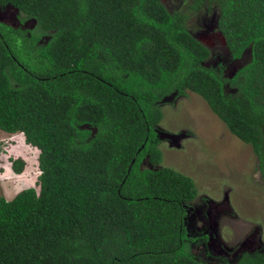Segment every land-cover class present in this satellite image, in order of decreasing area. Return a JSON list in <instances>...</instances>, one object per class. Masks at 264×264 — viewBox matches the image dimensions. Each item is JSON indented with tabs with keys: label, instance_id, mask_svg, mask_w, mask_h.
<instances>
[{
	"label": "trees",
	"instance_id": "trees-1",
	"mask_svg": "<svg viewBox=\"0 0 264 264\" xmlns=\"http://www.w3.org/2000/svg\"><path fill=\"white\" fill-rule=\"evenodd\" d=\"M213 2L231 57L251 47L235 92L201 64L210 49L187 15L162 0H0L36 20L29 34L0 20V129L38 148L40 170L38 188L0 194V264H203L184 248L195 182L159 165L157 102L180 87L199 94L264 174V0L190 5ZM24 165L11 159L16 173Z\"/></svg>",
	"mask_w": 264,
	"mask_h": 264
},
{
	"label": "rangeland",
	"instance_id": "rangeland-1",
	"mask_svg": "<svg viewBox=\"0 0 264 264\" xmlns=\"http://www.w3.org/2000/svg\"><path fill=\"white\" fill-rule=\"evenodd\" d=\"M170 11L187 15L190 31L210 49L201 64L212 69L224 83L225 92H235V71L251 58L247 47L233 59L217 30L219 9L203 3L193 9L191 0H162ZM0 20L29 34L36 20L10 3L0 5ZM49 38L42 35L40 42ZM162 116L154 125L162 162L190 175L196 197L184 203L189 238L185 250L203 264H225L247 250L264 255V174L250 144L234 135L210 109L205 99L180 87L157 102ZM38 148L27 143L21 131L0 129V194L8 198L22 187L34 186L39 174ZM21 157L23 170L16 173L11 159ZM147 157L142 166L157 167Z\"/></svg>",
	"mask_w": 264,
	"mask_h": 264
},
{
	"label": "crops",
	"instance_id": "crops-1",
	"mask_svg": "<svg viewBox=\"0 0 264 264\" xmlns=\"http://www.w3.org/2000/svg\"><path fill=\"white\" fill-rule=\"evenodd\" d=\"M12 196L14 195V194H11ZM12 196H10L9 198H11ZM6 198H8L7 196H5Z\"/></svg>",
	"mask_w": 264,
	"mask_h": 264
},
{
	"label": "clouds",
	"instance_id": "clouds-1",
	"mask_svg": "<svg viewBox=\"0 0 264 264\" xmlns=\"http://www.w3.org/2000/svg\"><path fill=\"white\" fill-rule=\"evenodd\" d=\"M40 171V170H39Z\"/></svg>",
	"mask_w": 264,
	"mask_h": 264
}]
</instances>
